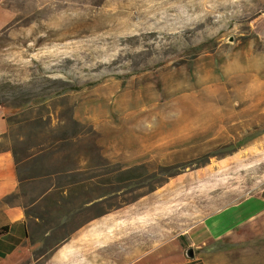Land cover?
Wrapping results in <instances>:
<instances>
[{
    "label": "rangeland",
    "instance_id": "374dc122",
    "mask_svg": "<svg viewBox=\"0 0 264 264\" xmlns=\"http://www.w3.org/2000/svg\"><path fill=\"white\" fill-rule=\"evenodd\" d=\"M0 107L90 142L128 264L264 190V0H0ZM192 247L264 264V220Z\"/></svg>",
    "mask_w": 264,
    "mask_h": 264
},
{
    "label": "crops",
    "instance_id": "0c3cea01",
    "mask_svg": "<svg viewBox=\"0 0 264 264\" xmlns=\"http://www.w3.org/2000/svg\"><path fill=\"white\" fill-rule=\"evenodd\" d=\"M53 129V121L44 127L25 113L11 119L0 107V264H125L122 198L115 192L109 202L92 183L90 142L86 153L85 139L53 136ZM263 220L264 190L128 264H187L189 247L235 239Z\"/></svg>",
    "mask_w": 264,
    "mask_h": 264
},
{
    "label": "water",
    "instance_id": "95a60500",
    "mask_svg": "<svg viewBox=\"0 0 264 264\" xmlns=\"http://www.w3.org/2000/svg\"><path fill=\"white\" fill-rule=\"evenodd\" d=\"M186 257L189 259V260H194L195 259V249L193 247H189L187 250H186Z\"/></svg>",
    "mask_w": 264,
    "mask_h": 264
},
{
    "label": "trees",
    "instance_id": "16d2710c",
    "mask_svg": "<svg viewBox=\"0 0 264 264\" xmlns=\"http://www.w3.org/2000/svg\"><path fill=\"white\" fill-rule=\"evenodd\" d=\"M5 231H6L5 229L1 230V231H0V234L4 233Z\"/></svg>",
    "mask_w": 264,
    "mask_h": 264
}]
</instances>
